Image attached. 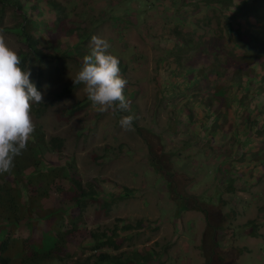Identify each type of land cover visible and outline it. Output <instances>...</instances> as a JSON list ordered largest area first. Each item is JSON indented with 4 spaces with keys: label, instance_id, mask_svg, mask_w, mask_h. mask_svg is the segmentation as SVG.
Returning a JSON list of instances; mask_svg holds the SVG:
<instances>
[{
    "label": "trees",
    "instance_id": "trees-1",
    "mask_svg": "<svg viewBox=\"0 0 264 264\" xmlns=\"http://www.w3.org/2000/svg\"><path fill=\"white\" fill-rule=\"evenodd\" d=\"M79 1L0 0V24L6 9L20 19L16 26L2 30L17 36L24 44L25 49L16 52L21 68L33 69L39 81L45 63L73 57L79 70L83 57L90 54L91 47L86 43L92 37L91 29L106 22L115 29L120 25L119 33L131 25L144 32L149 23H158L159 32L150 38L155 40L159 53L154 58V93L156 106L167 109L168 128L156 132L148 124L144 131L155 136L161 147L165 145L162 134L170 143L169 137L173 136L170 130L178 131V137L183 139L172 144L166 157L170 163L174 159L176 162L193 161L194 165L198 163L196 166L200 170L207 166L212 169L213 182L218 183L214 189L220 191L215 202L209 199L214 207L224 203L220 188L231 197L238 190L248 193L261 184L260 191L250 196L258 202L264 195V0H116L112 5L107 0L105 5L109 6L94 7L98 12L96 17L86 12L78 14L82 17L74 21L72 15ZM132 2L134 9L130 6ZM86 16L91 27L85 25ZM37 26H41L39 37L33 33ZM113 43L125 46L119 53L111 47L109 52L119 58L121 76L126 79V69L134 64L128 63L134 55L133 48L126 46L121 35ZM39 85L37 82L38 90ZM136 89L137 86L127 81L124 95L134 110L129 115L135 113L133 131L140 136V128L136 125L137 107L132 100ZM70 90L64 88L61 94ZM69 109L65 119L76 114L78 107L72 105ZM44 110L43 104L33 103L30 115L40 118ZM183 122L184 127L180 129L178 126ZM32 137L27 150L15 158L11 172L0 174V224L6 226L2 233L3 227H0V264H157L162 257L168 258L165 264H176L175 257L166 256L165 248L160 252L152 248L121 250L127 240L146 228L149 222L145 219L133 223L115 219L110 228L94 229L85 234L83 239L88 244V253L77 256L68 253L69 247L77 243L75 238L86 201L98 197L97 184H81L72 162H63L54 168L41 167L50 153H60L63 140L59 137L45 140L39 127H35ZM205 144L207 152L203 149ZM145 146L149 147L146 143ZM118 149L122 151V146ZM196 150L199 154L201 151L200 158L195 157ZM109 152L110 149L104 147L101 156H92V162L105 158ZM201 160L203 164H199ZM146 166L161 168L152 159ZM154 172L157 171L154 169ZM159 172L168 192L172 191L166 179L168 173ZM60 175L67 181L68 188L59 191L56 208H46L45 212L38 201L46 203L45 192ZM22 176L27 178L23 180ZM17 183L22 189H18ZM122 189L123 196H127L130 190ZM174 197L178 218L186 211L183 202L186 199ZM188 197L197 205L204 203L194 195ZM100 198V208L107 214L121 195L106 198L100 194ZM64 202L70 204L69 209L63 210ZM196 210L204 212L198 207ZM259 211L254 220L244 224V231L254 237H259L256 228L264 225V207ZM34 212L44 223L49 222L45 246L31 236L24 240L13 237L23 225L24 217ZM207 229L208 226L203 236ZM210 231L211 228L209 234ZM217 242L214 241L215 247H219Z\"/></svg>",
    "mask_w": 264,
    "mask_h": 264
},
{
    "label": "rangeland",
    "instance_id": "rangeland-1",
    "mask_svg": "<svg viewBox=\"0 0 264 264\" xmlns=\"http://www.w3.org/2000/svg\"><path fill=\"white\" fill-rule=\"evenodd\" d=\"M106 1H79L72 19L80 20L82 16L79 18L78 14L82 15L86 12L96 17L98 15L96 9L109 6L105 5ZM108 3L116 4V0H110ZM130 6L134 9L135 3L132 2ZM43 17L40 18V22ZM19 21L18 16L15 17L10 9H6L0 24V32L3 33L7 45L15 52L25 49L24 44L17 36L5 33L2 29L14 27ZM85 21L87 22V16ZM85 25L91 27L92 23L87 22ZM119 27L120 25H116L115 29L111 27V24L104 22L103 25L91 29V36L95 35L107 40L116 53L125 47L113 43L119 35L123 36L126 46L133 48L134 55L128 63L134 64L126 69L125 78L129 84L137 86V92L132 100L137 107L136 125L140 128V136L133 130H123L119 123L122 114L129 115V112L132 114L133 108L129 107L127 112L120 115L111 110L100 113L93 109L83 91V85L73 83L72 78L78 71L72 60L73 57L45 63V66H42L39 81L33 69L26 68L31 73L30 80L35 86L37 82H40L39 91L44 94L43 115L40 118L30 115L35 127L42 130L45 140L50 137H59L63 140L60 153H50L40 166L54 168L63 162H72L81 184L88 182L97 184L98 197L94 201H86L78 224L79 234L75 238L77 243L69 247L68 253L76 256L82 255L78 253H88L86 250L88 244L83 239L85 234L94 229L110 228L115 219L131 223L138 219H145L149 222L146 228L138 235H133L131 240H127L121 250L152 248L160 252L165 248L166 256L175 257L176 264H264V225L255 230L259 237L244 231V224L254 220L260 208L264 207V195L262 198L259 197L258 202L250 197L260 191L261 184L248 193L238 190L231 197L220 188L221 202L224 203L214 207L213 203H209V199L212 198V202H215L218 195L220 196V191L214 189L218 183L213 182L212 169L207 166L204 170H200L196 166L198 163L195 162L194 165L193 161L176 162L175 159L173 163L168 161L166 153L169 148H172V144L176 141L183 139L178 137V131L170 130L173 134L169 137L170 143L165 140V134H162L161 137L165 141L163 147L159 146L155 136L146 134L144 131L148 124L156 132L166 131L168 128L166 126L167 109L156 106L154 93L156 87L153 81L156 75L154 58L159 53L154 45L155 40L153 42L150 38L159 32L158 23L154 21L149 23L148 27L144 28V32L138 31L137 27L131 25L127 27V30L124 29L122 33H119ZM40 29L41 26H37L33 31L34 36L39 37ZM90 41L91 39L86 43L87 47H91ZM45 85L48 87L45 88ZM64 88L71 90L61 94ZM72 105H77V112L65 119L64 117L71 110L69 106ZM178 127L182 129L184 122ZM145 143L149 145L147 149ZM121 146L122 151H119L118 147L121 148ZM104 147H108L110 152L105 158L96 163L92 162V156H101ZM207 147L206 144L203 146L206 152ZM195 152V157L200 158L201 151L200 154L198 150ZM151 159L161 167L160 169L153 167L157 172L146 166ZM199 164H203L202 160ZM159 171L168 173L166 179L170 182L172 191L168 192L166 182L161 179L162 173ZM22 177L23 180L27 178ZM62 177L58 176L56 183L46 190V203L38 201V205L42 204L45 212H47L46 208L50 209L52 206L56 208V202L60 199L59 191L68 188L67 181ZM16 185L18 189H22L20 183ZM122 188L130 190L127 196H123ZM100 194L106 198L120 194L121 199L115 200L108 213L104 214L100 208L101 198H103L102 196L100 198ZM193 195L198 201H203L209 206L200 202L201 205H197L195 200L188 197ZM174 196L186 199L183 201L186 211L180 213L178 218L176 216L178 205H175ZM250 203L252 204L246 207ZM64 206L63 210L69 209L70 204L64 202ZM197 207L204 212L200 213L196 210ZM22 223L20 229L14 232V238L24 240L31 236L38 240L37 243L46 245V226L49 222L44 223V219L34 212L25 216ZM206 226L208 229L203 236ZM0 227H3L1 233L5 231L4 224H0ZM209 228H211L210 234ZM215 240H218L219 247H215ZM166 259L168 258L162 257L157 264H165ZM171 260L173 261L172 258Z\"/></svg>",
    "mask_w": 264,
    "mask_h": 264
},
{
    "label": "clouds",
    "instance_id": "clouds-1",
    "mask_svg": "<svg viewBox=\"0 0 264 264\" xmlns=\"http://www.w3.org/2000/svg\"><path fill=\"white\" fill-rule=\"evenodd\" d=\"M90 44V54L83 57L73 83L83 85L97 112H127L129 103L124 95L127 80L121 76L119 58L109 52L111 45L103 38L93 35ZM20 65L18 54L0 32V174L11 172L15 158L27 150L35 131L31 105L44 102V94L30 80V71ZM134 119L133 115H122L121 128L133 130Z\"/></svg>",
    "mask_w": 264,
    "mask_h": 264
}]
</instances>
